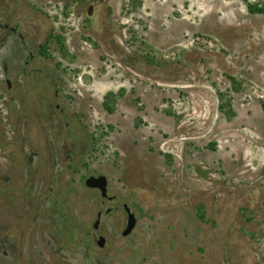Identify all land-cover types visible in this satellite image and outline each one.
<instances>
[{
	"label": "rangeland",
	"instance_id": "rangeland-1",
	"mask_svg": "<svg viewBox=\"0 0 264 264\" xmlns=\"http://www.w3.org/2000/svg\"><path fill=\"white\" fill-rule=\"evenodd\" d=\"M247 2L264 6L0 0V264H264V14ZM167 143L149 163L171 179L135 183L129 156Z\"/></svg>",
	"mask_w": 264,
	"mask_h": 264
},
{
	"label": "crops",
	"instance_id": "crops-1",
	"mask_svg": "<svg viewBox=\"0 0 264 264\" xmlns=\"http://www.w3.org/2000/svg\"><path fill=\"white\" fill-rule=\"evenodd\" d=\"M149 135L150 138H155L157 134H147ZM160 135V134H159ZM163 135V134H162ZM169 137L168 138H171V139H177L179 134H167ZM166 146V150H160V152H155V153H149V154H146V155H143L144 159L141 158V155L138 154V153H135L133 152L129 157H130V160H129V165L131 166L132 170H131V173L133 175V179L135 181V183L138 184L139 181L142 180V178L146 177L148 180H151V179H160V182L159 184H162L164 181H166L167 179H171L169 178L168 176V173H167V169L168 168L166 165L164 167H162V171L159 172V176H155L156 174H154L156 171L153 170V167L151 166V164L149 162H151L153 159V157H155V155H157V157H159L160 159L162 160H166L167 157H170L169 155H172V152H171V146H170V143H167L165 144ZM146 163H149L148 166H145ZM147 165V164H146ZM173 165V164H172ZM164 172L165 173V176H162L161 173ZM157 173V172H156ZM167 174V176H166ZM157 182V181H156ZM156 182H153V186H155L157 183ZM158 184V185H159ZM157 186V185H156ZM154 192H156L155 189H152ZM151 196L150 197H153V193H150ZM133 214V213H132ZM134 215V214H133ZM136 219V217H135ZM137 222V220H136ZM136 226V224H135ZM135 228V227H134ZM133 231V230H132ZM131 231V232H132Z\"/></svg>",
	"mask_w": 264,
	"mask_h": 264
},
{
	"label": "water",
	"instance_id": "water-1",
	"mask_svg": "<svg viewBox=\"0 0 264 264\" xmlns=\"http://www.w3.org/2000/svg\"><path fill=\"white\" fill-rule=\"evenodd\" d=\"M85 186L90 188V189H98L101 193L102 197L107 196V180L104 176H98V177H88L85 180ZM125 212H127V223L126 227L122 232V236H127L131 233V231L134 229L135 224H136V219L135 216L130 212L129 208L127 206L124 207ZM100 217H101V212L97 213L96 215V221L93 224V228L97 229L99 224H100ZM99 247H103L104 245V238L99 237V240L97 242Z\"/></svg>",
	"mask_w": 264,
	"mask_h": 264
},
{
	"label": "flooded vegetation",
	"instance_id": "flooded-vegetation-1",
	"mask_svg": "<svg viewBox=\"0 0 264 264\" xmlns=\"http://www.w3.org/2000/svg\"><path fill=\"white\" fill-rule=\"evenodd\" d=\"M5 29H7V27H5ZM31 60H32V56H30L29 60L26 61V64H28ZM110 212H111V210H106L105 213L108 214V213H110ZM98 213H99V212H98ZM102 215H103V213L101 212L100 223H101ZM99 226H100V224H99ZM99 226H98V228H99ZM98 228H97V229H94V228H93V230L96 231V230H98ZM99 237H101V236H98L97 240H95V243H96V244H97V242H98V240H99ZM92 242H93L92 237H90L88 234H86V236L84 237V240H83V243H84V245H85L86 251H89V250L91 249V246H92V244H93ZM104 244H105V239H104ZM97 245H98V244H97Z\"/></svg>",
	"mask_w": 264,
	"mask_h": 264
},
{
	"label": "trees",
	"instance_id": "trees-1",
	"mask_svg": "<svg viewBox=\"0 0 264 264\" xmlns=\"http://www.w3.org/2000/svg\"><path fill=\"white\" fill-rule=\"evenodd\" d=\"M246 7L249 13L251 14H264V6H259L257 4H251V3H246ZM223 104L219 105V110L223 112ZM232 113L231 110H229L228 114Z\"/></svg>",
	"mask_w": 264,
	"mask_h": 264
},
{
	"label": "built area",
	"instance_id": "built-area-1",
	"mask_svg": "<svg viewBox=\"0 0 264 264\" xmlns=\"http://www.w3.org/2000/svg\"><path fill=\"white\" fill-rule=\"evenodd\" d=\"M94 136L98 137V134H94Z\"/></svg>",
	"mask_w": 264,
	"mask_h": 264
}]
</instances>
